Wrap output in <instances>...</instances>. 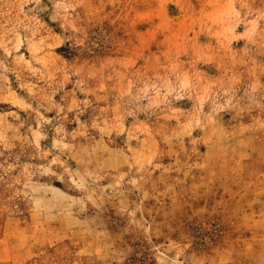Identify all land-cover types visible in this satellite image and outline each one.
Listing matches in <instances>:
<instances>
[{"label": "rangeland", "instance_id": "1", "mask_svg": "<svg viewBox=\"0 0 264 264\" xmlns=\"http://www.w3.org/2000/svg\"><path fill=\"white\" fill-rule=\"evenodd\" d=\"M0 264H264V0H0Z\"/></svg>", "mask_w": 264, "mask_h": 264}]
</instances>
